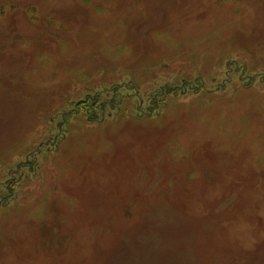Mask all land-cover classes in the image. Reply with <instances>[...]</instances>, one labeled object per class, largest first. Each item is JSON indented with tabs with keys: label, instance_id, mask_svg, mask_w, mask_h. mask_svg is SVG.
I'll return each instance as SVG.
<instances>
[{
	"label": "rangeland",
	"instance_id": "rangeland-1",
	"mask_svg": "<svg viewBox=\"0 0 264 264\" xmlns=\"http://www.w3.org/2000/svg\"><path fill=\"white\" fill-rule=\"evenodd\" d=\"M0 264H264V0H0Z\"/></svg>",
	"mask_w": 264,
	"mask_h": 264
}]
</instances>
